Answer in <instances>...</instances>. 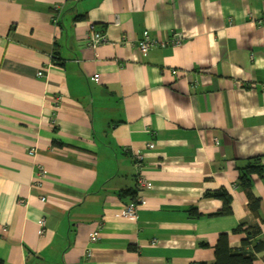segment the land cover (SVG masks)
Listing matches in <instances>:
<instances>
[{
  "label": "crops",
  "instance_id": "obj_1",
  "mask_svg": "<svg viewBox=\"0 0 264 264\" xmlns=\"http://www.w3.org/2000/svg\"><path fill=\"white\" fill-rule=\"evenodd\" d=\"M145 34L168 45L142 54ZM136 153L150 186L130 219ZM253 158L264 0H0V264H214L241 224L264 243V178L257 216L236 187Z\"/></svg>",
  "mask_w": 264,
  "mask_h": 264
},
{
  "label": "trees",
  "instance_id": "obj_2",
  "mask_svg": "<svg viewBox=\"0 0 264 264\" xmlns=\"http://www.w3.org/2000/svg\"><path fill=\"white\" fill-rule=\"evenodd\" d=\"M239 175L236 181V187L241 189L247 199V206L250 212L257 216L260 201L258 198L254 197L252 194V176L257 175L260 178H264V165L260 164L259 158H253L248 160L246 166L238 168ZM131 195L134 199V194H126ZM205 198H216L222 202L221 210L216 213L220 216H228L231 214L230 208V197L225 191H214V192H206L204 194ZM133 201V200H132ZM244 224L238 226L234 232H244L246 234V239H244L241 243V249L239 251H233L228 242V234L222 233L218 236L216 244L213 247L214 250V264H252L254 261V254L264 251V243L257 242L252 243L250 240L258 234L259 230L245 228ZM248 251L245 248H250Z\"/></svg>",
  "mask_w": 264,
  "mask_h": 264
},
{
  "label": "built area",
  "instance_id": "obj_3",
  "mask_svg": "<svg viewBox=\"0 0 264 264\" xmlns=\"http://www.w3.org/2000/svg\"><path fill=\"white\" fill-rule=\"evenodd\" d=\"M105 41H106V38H105L104 34H102L100 32H96V31L91 29L89 31V34H88L86 46L89 49L95 50L99 45H101ZM169 44H171L172 46H177L180 44V42L178 40H176V41L173 40V41L169 42ZM166 45H168L167 42L159 41L155 38H151L149 35H146V34L143 36V38L141 40H139L137 42V48L140 51V53H142V54L147 53L151 48H154L157 46L165 47ZM172 73L176 74V71H173ZM41 75H42V73L38 72L37 76L40 77ZM92 80L98 81V75L95 74L92 77ZM148 148H151V145H148ZM132 159H133V165L136 168L135 189L137 192V196H136L135 200H133L131 203L126 204L124 206V210H123L125 217L130 218V219H134L136 217L137 204H138V202L142 201L141 192L150 186L149 182L141 174V162L143 159V155L138 154V153L133 154ZM96 239H97L96 234H92V236L90 237V241L95 242ZM88 255H90V253H88Z\"/></svg>",
  "mask_w": 264,
  "mask_h": 264
}]
</instances>
